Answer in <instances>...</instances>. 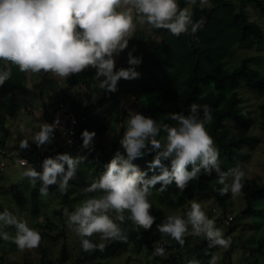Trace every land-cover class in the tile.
Returning a JSON list of instances; mask_svg holds the SVG:
<instances>
[{"label": "clouds", "instance_id": "9594fccd", "mask_svg": "<svg viewBox=\"0 0 264 264\" xmlns=\"http://www.w3.org/2000/svg\"><path fill=\"white\" fill-rule=\"evenodd\" d=\"M196 2L187 0L189 7L181 9L177 0H0V60L18 66L21 72L53 73L62 78L93 68L100 80L99 87L116 92L121 79L140 76L136 66L142 63V58L134 56L133 50L128 51L129 67L116 69L115 62V57L128 48L136 21L154 29H166L174 36L187 32L191 26L194 34L203 23L192 21L191 6ZM207 3L208 0H200L202 7ZM11 75V68L6 64L0 70V86ZM167 118L176 124H158L151 117L131 111L120 140L126 155L117 151L99 178L83 189L85 193L102 192L103 195L84 200L71 213L63 209L66 223L80 238L83 251H104V243L96 244L89 239L94 234H99L102 241L126 242L127 234L120 225L128 220L137 226L136 230H150L156 218L151 214L153 206L148 197L158 184V191L165 192L175 182L183 192L201 173L211 175L215 171L217 183L223 185L218 190L220 196L229 192L233 198L243 195L245 171L239 165L227 171L221 169L219 149L206 128L212 120L210 106L192 103L187 115L170 112ZM57 125L58 121L41 123L31 140L37 147L51 143ZM161 132L166 133L163 141L157 139ZM95 135V131L83 130L82 146L89 148ZM19 147L27 149L29 141L21 140ZM148 152L155 154L147 170H141L133 161ZM84 159L58 153L42 161V170L26 167L22 175L33 187L37 181L41 182V196L49 194L50 185H58L59 192L65 194ZM166 160H170V166L164 163ZM21 163L27 165L28 161ZM229 177L231 183L227 182ZM126 211L130 213L127 217ZM113 212L114 217L110 215ZM10 226L16 229L14 237L4 231ZM156 228L161 236H170L181 247L189 228L190 234L208 239L207 249L226 250L231 245V239L224 236L223 230L216 227L215 221L195 200L183 216L168 215ZM0 238L11 240L22 251L38 248L42 240L38 230L30 228L8 209L0 212ZM207 249L204 254L211 257L208 264H217L218 257ZM153 255L165 257L164 247L154 242ZM187 264L200 262L190 259Z\"/></svg>", "mask_w": 264, "mask_h": 264}, {"label": "trees", "instance_id": "16d2710c", "mask_svg": "<svg viewBox=\"0 0 264 264\" xmlns=\"http://www.w3.org/2000/svg\"><path fill=\"white\" fill-rule=\"evenodd\" d=\"M211 1L209 6L202 7L198 0L195 5L191 6L193 23L203 22L194 34L191 32V26L187 32L174 36L166 29L152 28L148 30L142 28L141 24L136 21V28L129 40L128 48L118 56L116 69L120 67V58L126 55L128 60V51L133 50L134 56L142 58V63L136 66V71L140 73L139 78L121 79L116 92H106L101 89L104 94L99 97L97 102H90L89 99L100 89V80L95 75V69L87 68L79 74L65 78L66 86H59L57 89L53 87L50 99L43 102L46 119L52 116L54 109L59 106L62 99L70 98L77 102L80 116L86 117L83 130L104 134L109 126L105 119L99 115L98 110L112 100L122 99L121 114L119 115L122 116V120L118 125L120 130L117 133V138L114 140L116 147L123 138L127 127L126 121L128 122L130 119L132 110L129 107V102L132 107L137 109V112L153 118L158 124L163 122L173 126L176 122L167 118L168 113L183 112L187 115L190 104H207L212 112V120L206 125V128L214 138L215 146L219 149L221 169L227 171L237 166L240 151L242 149L253 150V143H256L258 138L257 135L251 133H234L229 123L233 121L249 124L254 120L252 112L245 106V99L241 91L243 88H247L251 91L264 92V71L253 65L258 56L245 55L232 65H229L227 60L238 47H261L264 44L263 25L258 20L251 18L247 11V4L255 6L264 17V0ZM177 3L181 9L189 7L187 0H177ZM147 36L156 39V43L151 48L147 47ZM6 64L11 68L12 75L10 80L0 86V126L7 133L5 113L9 105L14 104L17 94L26 89L28 72H21L18 66L3 60H0V70L4 69ZM124 67H129L128 63L124 64ZM40 73L43 74L42 81L35 83V86H39L42 92H45V85L49 83V78H46V75L48 76L49 73ZM56 79L52 84L56 83ZM86 89L88 92L85 91ZM123 94H127V98H121ZM40 96L42 97V95ZM84 98L89 101V104L83 101ZM258 109L260 127L264 133V101L258 105ZM165 138L166 133L164 132L157 136V139L161 141ZM82 144L83 141H80V144H68L58 143L57 140H54L49 145V152L52 157L59 152L69 153L73 157H85L78 166H92L100 176L114 157V150L106 152L103 146L95 141L89 148H84ZM41 147H37L33 141L27 149H20L19 146H16L14 151L19 157H28L31 166L40 171L42 170L40 163L45 159L38 156ZM154 154L148 152L142 158L135 159L133 163L138 165L141 170L146 171L148 162L153 159ZM164 163L170 166V160H166ZM6 166L2 167L0 172ZM65 169L67 170V165H65ZM148 175L151 176L152 173L148 172ZM40 183L36 182L30 197L26 196L17 184H13L10 189L21 212L29 211L32 217H39L43 212L44 205H42L39 191ZM159 187L158 184L152 191L157 192L158 198L163 204L177 208L189 204L193 199L213 196L215 203H219L224 208V215H228L230 192L225 196L218 194V190L223 185L217 183L215 171L211 175L201 173L198 179L189 182L184 190L186 193L184 191L179 193L174 182L168 186V190L165 192L158 191ZM242 191L241 197L248 203L243 214H248L254 211L252 203L255 200H264V185L260 183V177H245ZM56 192H59L58 185H50L49 194ZM176 197H178L177 202L174 201ZM82 202L78 201L77 203L73 196L67 195V192L61 194L59 207L55 208L54 214L63 219L62 228L59 230V226L52 220L35 224L34 229L38 230L42 236L40 246L36 248L37 256L42 264H104L105 260L114 258L134 246L139 249L143 246L150 252H154V242L169 252L165 257L154 255L155 260L161 264H187V260L190 259H197L200 264H208L211 258L210 255L204 254L209 243L208 239L190 234L191 228H189V234H186L184 238L185 243L182 247L170 236L159 241L158 234H155L156 225L165 218V214L159 210L151 211L156 220L150 230L142 228L136 230L137 226L130 220L121 224V228L127 234L126 242L107 240L101 242L98 238H94V241L91 240L93 243L106 245L104 251L85 252L81 248L79 239V241L77 240L78 250L73 251L69 245L66 231L67 217L63 214V209L67 208L71 213ZM5 209H8L12 214L14 212L0 200V212ZM124 215L127 217L130 213L126 211ZM231 218L234 217L231 216ZM13 229L15 228L10 226L4 231L10 233ZM193 237L195 241L191 243ZM260 241L264 243V239H260ZM6 243L7 241L0 238V247ZM57 244H60L57 247L58 255L52 257L49 250H53ZM261 244L256 245V250L264 254V248H262L264 246ZM190 248L195 251L194 258L187 255ZM218 248L207 250L209 253L215 254ZM23 254L22 260L4 251L0 253V264H29L28 252ZM11 259H14L15 262ZM226 264L235 263L228 261Z\"/></svg>", "mask_w": 264, "mask_h": 264}, {"label": "rangeland", "instance_id": "374dc122", "mask_svg": "<svg viewBox=\"0 0 264 264\" xmlns=\"http://www.w3.org/2000/svg\"><path fill=\"white\" fill-rule=\"evenodd\" d=\"M200 1V0H198ZM237 2V0H233ZM211 0H208V3L204 6H209ZM200 3V2H199ZM201 5V4H200ZM247 11L251 18L258 20L264 27V17H262L260 11L256 9L255 6L247 4ZM134 14V9H133ZM147 27H145V26ZM140 26V25H139ZM142 28L152 29L151 25L145 23L141 25ZM156 43V39L152 38L151 36H147V47L151 48ZM245 55H253L258 56V59L253 62V65L258 66L261 70L264 71V44L261 47L256 46H246V47H238L235 49L233 54L228 58L227 63L232 65L237 63L241 57ZM118 60V56L115 57V62ZM120 67H124V64L127 63L126 55H123L121 58ZM117 64V62H116ZM118 67L117 69H119ZM29 73V78L31 79V72ZM55 75V74H54ZM56 76V75H55ZM56 83L52 84L54 88L57 86L63 87L67 84L65 83L62 77L56 76ZM36 83L42 81V74H36L34 77V81ZM55 80V79H53ZM51 84L47 83L45 85V90L48 92L53 90L50 87ZM40 88L39 86H37ZM103 90V89H102ZM100 89L89 99L90 102H97L100 96L104 94V92ZM87 91V89L85 90ZM53 92V91H52ZM88 92V91H87ZM78 93V90L75 92ZM82 93V92H79ZM86 93V92H85ZM84 93V94H85ZM242 96L244 97L245 106L252 112L253 121L249 124L244 123H237V122H230L229 126L231 127L232 131L236 134L241 133H251L257 135V142L253 143L254 148L253 150L249 149H242L240 151V155L237 159V165H239L246 173L245 177H260V183L264 185V133L260 127V117H259V109L258 105L264 101V92L258 91H251L250 89L243 88ZM30 94V93H29ZM36 97H40L38 91H36ZM31 95V94H30ZM84 96V95H83ZM127 94H123L121 98H127ZM85 97V96H84ZM29 100V99H28ZM44 98L42 97V103L44 102ZM83 101H86L84 98ZM89 101H86L89 104ZM121 105L122 99H115L108 103H106L101 109L98 110V113L101 117L105 119L108 123L109 129L104 134L96 133L94 140L95 142L99 143L103 146L106 152H110L114 150V155L117 151L121 154H126L124 148L118 144L115 147L114 140L117 138V133L120 130L118 127L119 123L122 120L121 114ZM129 107L132 111H136L135 107L129 102ZM123 114V110H122ZM40 116V115H39ZM129 120V119H128ZM30 124L33 123L36 125L34 126L35 132L39 130V126L41 123L44 122L43 118L37 117ZM126 124L128 122L126 121ZM29 128V127H28ZM34 132V133H35ZM33 132L29 133L28 130L23 134H20L21 137L29 136L30 139L32 137ZM115 147V149H114ZM0 161L7 162V166L0 172V200L5 203V205L10 208L12 211L15 212V215L21 219L25 220L30 228H34L36 223L39 222H49L52 220L53 222L58 225L59 230L62 228L63 219L60 217H56L54 214L55 208L59 207L61 193H51L48 194L46 197L41 196L43 212L39 217H32L29 211H23L19 209L17 206L13 195L11 193V187L13 184H17L20 188L24 191L26 196L30 197L32 192V184L27 177L22 175L23 171L26 167H32L31 163L27 165H22L19 162L14 161V157L12 155H1ZM42 163H40L41 167ZM99 176L94 170V167L84 165L78 166L76 172V178L74 180L69 181V186L67 190L68 196H73L75 201L78 203L82 202L88 198L93 196L103 195L102 192H95V193H85L83 189L90 185L94 180L98 179ZM228 183H231V177H229ZM175 185V182H174ZM176 186V185H175ZM179 193L180 190L178 189ZM184 193H186L184 191ZM149 201L152 203V210H159L165 214V218L168 215H181L183 216L187 210H190V205L193 200L199 202L202 205V209L205 211L207 216L210 219L215 221L216 227L223 230L224 236L226 238L231 239V245L228 249L218 248L215 252V255L218 257L217 264H226L228 261H232L235 264H264V254L259 253L257 251V246L259 243H264L260 241V239H264V200H255L252 203V208L254 211H251L248 214H243V210L247 207L248 203L241 197L233 198L230 192V200L228 209V215H224V208L219 204L215 203V197L213 196H206L201 197L198 199H193L189 204H185L183 206H178L177 208L163 204L160 199L158 198L157 192L152 191V195L148 197ZM178 197L174 199L177 202ZM13 212V215H14ZM112 216H115V213H112ZM234 217L233 219L231 218ZM164 218V219H165ZM117 223H119L117 221ZM232 229V230H231ZM66 231L68 234V240L70 248L73 251L78 250L77 240L79 241V237L75 233L73 229H70L68 226L66 227ZM16 233V229H13L9 235L14 237ZM155 234H158L159 241L166 239L167 235L161 236V234L156 229ZM90 240L94 241V238H98L99 241L103 242L100 239L99 234H94L92 237H89ZM105 241V240H104ZM195 241V238L191 240V243ZM261 244V245H262ZM60 244H57L53 250H49L52 257H56L57 254V247ZM256 246V247H255ZM264 248V247H262ZM4 251L8 252L9 255H15L18 259L23 260V253L28 252L29 264H42L39 261L37 256L38 251L36 248L28 250H20L17 248L15 243L11 240H8L7 243L0 247V253ZM254 251V252H253ZM166 255L169 254L167 250H165ZM187 255L194 258L196 256L195 251L190 248L187 251ZM14 261V259H11ZM15 262V261H14ZM104 264H161L157 260H155L153 252H150L146 247H141L140 249L137 246L131 247L127 251L121 253L120 255L110 258L104 261Z\"/></svg>", "mask_w": 264, "mask_h": 264}, {"label": "crops", "instance_id": "0c3cea01", "mask_svg": "<svg viewBox=\"0 0 264 264\" xmlns=\"http://www.w3.org/2000/svg\"><path fill=\"white\" fill-rule=\"evenodd\" d=\"M35 75V73H32L30 79L28 73L26 89L17 94L14 104H10L11 106L9 105L8 110L5 113L8 132L6 133L5 129L0 126V157L3 154L12 155L15 162H18L20 157L15 153L14 148L19 146L20 141L28 140L29 144L33 142L29 136L22 138L20 134H23L26 129L29 133L35 132L34 126L36 125L34 123L32 125L30 124L33 122L30 121L31 119L34 120L39 117L43 118L44 122H46V112L42 103V97L45 102H47L53 93V90H50L49 92L45 90V92H42L40 88L36 87V80L34 81ZM47 77L49 78L48 82L51 84V87L53 79H56V76L53 73H49L48 76L46 75V78ZM51 88H53V86ZM57 88H59V86ZM36 91H38L39 95H42V97H36Z\"/></svg>", "mask_w": 264, "mask_h": 264}, {"label": "built area", "instance_id": "2783aa9c", "mask_svg": "<svg viewBox=\"0 0 264 264\" xmlns=\"http://www.w3.org/2000/svg\"><path fill=\"white\" fill-rule=\"evenodd\" d=\"M85 120V116H80V109H78L77 102L70 98L62 99L59 106L54 109L52 116L49 119H46V122L50 124L58 121V125L53 133L52 141L57 140L58 143L80 144V141H82L80 133L84 128ZM51 143L45 144L39 149V157L46 158L51 156V153L49 152V145ZM22 160H27L28 164L30 163L28 157H20L18 162L22 164ZM6 165L7 162L0 161V169Z\"/></svg>", "mask_w": 264, "mask_h": 264}]
</instances>
